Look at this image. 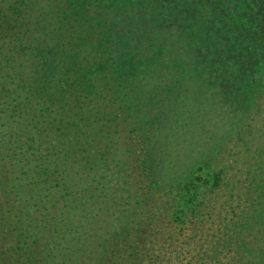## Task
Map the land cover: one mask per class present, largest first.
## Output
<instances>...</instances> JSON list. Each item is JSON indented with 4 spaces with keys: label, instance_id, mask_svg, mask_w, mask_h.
Returning a JSON list of instances; mask_svg holds the SVG:
<instances>
[{
    "label": "trees",
    "instance_id": "1",
    "mask_svg": "<svg viewBox=\"0 0 264 264\" xmlns=\"http://www.w3.org/2000/svg\"><path fill=\"white\" fill-rule=\"evenodd\" d=\"M67 3L0 0V264H236L222 241L195 252L180 237L206 225L223 183L212 153L247 142L260 112L262 1L193 0L163 22L159 0ZM176 79L188 111L175 119L161 103Z\"/></svg>",
    "mask_w": 264,
    "mask_h": 264
},
{
    "label": "rangeland",
    "instance_id": "2",
    "mask_svg": "<svg viewBox=\"0 0 264 264\" xmlns=\"http://www.w3.org/2000/svg\"><path fill=\"white\" fill-rule=\"evenodd\" d=\"M190 1L193 2V0H159V3L162 5V13H160L159 17H163L159 18V21L163 22L167 17L163 16L167 7L172 8L175 5H188ZM248 1L252 3V0H241V4L245 5ZM256 1H262V3H259L260 7L256 4H253V7L254 10H256L257 21L260 22L263 30L264 0ZM54 2L57 7H59V11L63 9H65V11L67 10V12L69 11L67 0H54ZM108 2L109 1H107V3ZM70 6V10H72V5ZM178 16L184 17L186 21L191 20L193 22V20H195L194 17H186L185 14H178ZM206 17L207 16L201 17L203 18V20H201L202 22L195 21L197 24H201V27L206 28ZM234 19H231L230 22L234 21ZM75 23L77 24L79 22H77V20L75 22L73 21L72 25ZM179 24L182 25L180 22ZM198 29L202 30L203 28ZM262 30L258 26L259 33H261ZM261 35V38L264 40V31ZM80 36V38L83 39L87 35L82 32ZM181 36L183 37V34H181ZM77 38L79 39V35H77ZM75 39L76 38L72 36L68 38V40H72L73 45L76 44L74 43ZM236 42L237 40L235 43ZM263 45L264 43L260 47L261 51H259V57L262 56V61L264 62ZM247 58H245L244 62ZM253 64H255V62ZM176 70L180 75L179 68ZM99 84H103V82H99ZM184 85H187V82L182 83L181 80L176 79L175 83L173 85L170 84L167 89L164 88L166 91L162 93L163 101L161 104H164V101L167 102L168 105L172 102H177L174 105V111L170 109L165 110V113H170V116L175 119L187 115L188 106L184 103V97L187 95V91L183 88ZM92 91L93 93L96 92V90H91L89 93H92ZM86 92H78L77 94L79 95L75 96L76 99L71 96L66 104H79L80 101H83L85 94H87ZM104 92L109 93L108 97L111 95L110 91L105 90ZM100 94L101 93L97 96L92 94V98H100ZM199 97V95H196L195 98H193V105L200 102L201 98ZM180 103L182 104L180 105ZM257 107L260 108V112L258 114L251 113L248 124H246V136L247 133L251 132L246 139L247 142H240L238 139L240 136L237 135V137L230 138L225 142L220 152L217 154L212 153L214 156L212 164L214 167L224 169V180L218 189L208 195L206 207L201 214L204 215V220H202L206 222V225H204L203 228L206 226V229L199 226V229L194 232L191 231L193 229L191 225L185 227L180 239H193V243L191 246L182 243L183 248L182 250L180 249V251L186 250L184 248L189 246V249L194 247L193 250L196 252L199 249V244L201 243L203 246L207 239H211V243L219 240L222 241V248L228 251L224 257L225 259L234 258L236 264H264V256H262V252L264 251V214L262 213V211H264V181H261V179H264V95L260 98ZM195 115H197V113L188 117L193 118ZM196 145L199 144H194L195 147H198ZM156 202L159 204L162 202V199L160 200L156 197ZM254 202V208L258 209L260 207V211L256 214L257 223L250 225L247 224L245 214L249 212L248 206ZM165 212L166 211H161V214ZM224 214L226 217H229V219H234V221L223 223L222 219H224ZM204 230L206 231L203 232ZM204 246L206 247L207 244ZM179 247L180 246H178V248ZM170 257L173 258L176 257V255L170 253L166 254L163 257L162 263L166 264L167 258ZM187 259H189V257H187Z\"/></svg>",
    "mask_w": 264,
    "mask_h": 264
}]
</instances>
